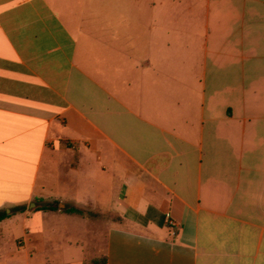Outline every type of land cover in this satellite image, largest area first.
Wrapping results in <instances>:
<instances>
[{"label": "crops", "instance_id": "obj_1", "mask_svg": "<svg viewBox=\"0 0 264 264\" xmlns=\"http://www.w3.org/2000/svg\"><path fill=\"white\" fill-rule=\"evenodd\" d=\"M66 206L107 264H264V0H0V264Z\"/></svg>", "mask_w": 264, "mask_h": 264}, {"label": "rangeland", "instance_id": "obj_2", "mask_svg": "<svg viewBox=\"0 0 264 264\" xmlns=\"http://www.w3.org/2000/svg\"><path fill=\"white\" fill-rule=\"evenodd\" d=\"M92 189L96 191L94 186ZM67 208L68 207L66 206L61 212H57V218L55 219V235L59 243H57V246L54 248L53 264H56L59 261L61 262L62 260L66 262L70 256L69 254H71V251L67 250V247L64 246V242L68 237L70 238V231L72 228L70 225L72 222L84 224L82 226L86 230L85 233H77V235L82 238L83 251L85 252L84 262L102 257L106 247L108 226L111 223H118L119 217L108 215L109 212L96 209L82 211L81 215L75 214L69 216L70 214L64 212ZM55 211H57V209H55ZM75 230L76 228L74 227L73 232H71L72 235ZM49 251L52 252L53 249H50Z\"/></svg>", "mask_w": 264, "mask_h": 264}, {"label": "trees", "instance_id": "obj_3", "mask_svg": "<svg viewBox=\"0 0 264 264\" xmlns=\"http://www.w3.org/2000/svg\"><path fill=\"white\" fill-rule=\"evenodd\" d=\"M42 209L51 210V208H42ZM64 212L68 214H76V215L82 214V211L77 210V209H65ZM6 218H7L6 215H0V221ZM83 264H107V258L105 255H103L102 257L91 259L87 262H84Z\"/></svg>", "mask_w": 264, "mask_h": 264}, {"label": "built area", "instance_id": "obj_4", "mask_svg": "<svg viewBox=\"0 0 264 264\" xmlns=\"http://www.w3.org/2000/svg\"><path fill=\"white\" fill-rule=\"evenodd\" d=\"M170 224H172V223H170Z\"/></svg>", "mask_w": 264, "mask_h": 264}]
</instances>
